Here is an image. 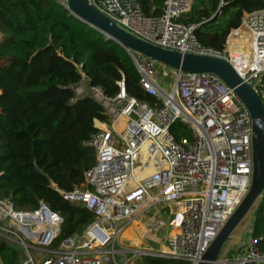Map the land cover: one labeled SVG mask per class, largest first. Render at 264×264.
I'll return each mask as SVG.
<instances>
[{"label": "built area", "instance_id": "built-area-1", "mask_svg": "<svg viewBox=\"0 0 264 264\" xmlns=\"http://www.w3.org/2000/svg\"><path fill=\"white\" fill-rule=\"evenodd\" d=\"M58 3L65 9L66 0ZM87 3L149 45L225 60L264 106V11L243 14L224 49L216 52L198 43L197 25L182 22L193 0H162L154 17L143 15L137 0ZM237 33L231 43L229 38ZM242 34L249 37L245 63L234 58ZM124 51L139 76L140 90L155 102L126 96L122 80L112 98L87 87L83 75L70 88L75 98L92 99L106 117L94 121L96 132L85 143L94 164L84 174V185L59 192L63 200L88 212L91 221L80 235L54 247L63 222L57 212L43 203L17 210L9 199H0V238L21 249L18 264H131L132 258L145 256L196 264L247 193L251 120L233 92L213 75L175 71ZM168 71L172 83L164 81ZM175 122L188 131L189 140L174 139L170 127ZM133 225L142 227V236L166 226L160 250L120 247L119 237ZM234 264H264V254L250 239L248 251Z\"/></svg>", "mask_w": 264, "mask_h": 264}, {"label": "trees", "instance_id": "trees-1", "mask_svg": "<svg viewBox=\"0 0 264 264\" xmlns=\"http://www.w3.org/2000/svg\"><path fill=\"white\" fill-rule=\"evenodd\" d=\"M137 1L143 15L160 14L162 0ZM261 11L264 0H208L207 5L194 0L182 22L197 25L194 35L202 47L221 52L243 14ZM81 75L106 98L118 93L116 83L122 80L126 96L155 102L140 90L125 51L69 16L56 0H0V199H9L17 210L35 209L37 199L46 202L63 221L54 247L80 235L91 221L88 212L59 195L84 185L94 164L85 143L96 132L94 121H106L92 99L74 97L70 88ZM170 133L175 140L190 137L177 122ZM251 210L249 239L264 254V185ZM18 254L0 238V264H18ZM137 264L182 263L145 256Z\"/></svg>", "mask_w": 264, "mask_h": 264}, {"label": "water", "instance_id": "water-1", "mask_svg": "<svg viewBox=\"0 0 264 264\" xmlns=\"http://www.w3.org/2000/svg\"><path fill=\"white\" fill-rule=\"evenodd\" d=\"M59 2V0H56ZM65 10L69 16L99 33L107 41L124 50L137 52L172 70L210 74L230 89L247 111L251 120L252 174L246 195L222 226L214 240L196 264H221L220 249L230 234L252 209L264 185V106L244 83L233 68L222 59L180 54L166 51L142 42L117 28L113 22L99 14L87 0H66ZM55 54V53H53Z\"/></svg>", "mask_w": 264, "mask_h": 264}, {"label": "rangeland", "instance_id": "rangeland-1", "mask_svg": "<svg viewBox=\"0 0 264 264\" xmlns=\"http://www.w3.org/2000/svg\"><path fill=\"white\" fill-rule=\"evenodd\" d=\"M194 1V0H193ZM205 4L207 5L208 0H203ZM221 22H224L226 20V17L220 18ZM232 32V31H231ZM238 35V33H237ZM243 37V36H242ZM245 41L244 44H242L241 51L239 53V56L241 59H246L247 57V52H248V44ZM168 78L164 79L166 83L171 82L172 83V75L170 71H168ZM158 83H160V80H157ZM85 88V86L83 85ZM37 203H43L47 205L46 202L37 199ZM28 208V207H25ZM166 211V210H165ZM164 211V212H165ZM250 210L247 215L241 220V222L237 225V227L233 230V232L230 234L229 239L223 244V246L220 249V253L218 255V259L221 261H225L221 264H234L238 259H240L242 256L245 255V253L249 249V232L251 230V225L252 223H249V217L251 214ZM132 239H127L124 237H119L118 239V244L120 247H124L127 250L131 249H138L139 247L141 248H147L146 244L150 247L151 250L153 251H159L161 246L163 245V236L167 232L166 226L162 228L159 233H156L154 235L146 234L145 236H142V227L141 226H136L133 225L132 227ZM140 231V232H139ZM143 238V239H142ZM125 239V240H124ZM24 243L27 244V241L24 240ZM142 244V245H141ZM15 247V246H14ZM18 252L21 251L20 248L17 249ZM226 252H231L233 253V258L228 260L225 258ZM237 255V256H236ZM131 255L126 254L127 258H130ZM131 260V264H137V261L140 259L138 258L137 260Z\"/></svg>", "mask_w": 264, "mask_h": 264}, {"label": "bare ground", "instance_id": "bare-ground-1", "mask_svg": "<svg viewBox=\"0 0 264 264\" xmlns=\"http://www.w3.org/2000/svg\"><path fill=\"white\" fill-rule=\"evenodd\" d=\"M236 35L237 34H233L230 38H229V41H231V43L232 42H234V40H235V37H236ZM242 36L243 37H240L241 38V40L239 39V43H240V45H242V44H244L245 43V41L247 42L246 44H248V46H249V37L247 36V35H245V34H242ZM239 45V46H240ZM241 47H239V49H238V52H240L241 50ZM239 55V54H238ZM234 58L237 60L238 59V56H236V54H235V56H234ZM240 58V57H239ZM242 63H245L246 62V59H242V60H240ZM147 173H149V171H147ZM132 228H130V229H127V230H125L123 233H122V237H124V238H127V239H132ZM140 232V231H139ZM125 240V239H124Z\"/></svg>", "mask_w": 264, "mask_h": 264}, {"label": "crops", "instance_id": "crops-1", "mask_svg": "<svg viewBox=\"0 0 264 264\" xmlns=\"http://www.w3.org/2000/svg\"><path fill=\"white\" fill-rule=\"evenodd\" d=\"M252 222V217H251V214H250V217H249V223H251ZM143 239V238H142ZM248 240H250V239H248ZM142 245V244H141ZM146 246H147V249H150V247L146 244ZM144 249H146V247L144 248ZM227 253V252H226ZM237 256V255H236Z\"/></svg>", "mask_w": 264, "mask_h": 264}]
</instances>
